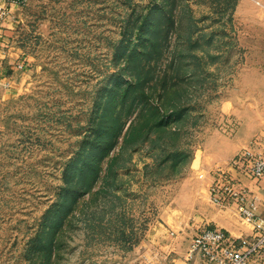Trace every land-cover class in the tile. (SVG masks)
Segmentation results:
<instances>
[{"label": "rangeland", "instance_id": "rangeland-1", "mask_svg": "<svg viewBox=\"0 0 264 264\" xmlns=\"http://www.w3.org/2000/svg\"><path fill=\"white\" fill-rule=\"evenodd\" d=\"M262 14L258 0H26L28 65L0 94V264H154L158 227L206 226L201 151L255 127Z\"/></svg>", "mask_w": 264, "mask_h": 264}, {"label": "crops", "instance_id": "crops-1", "mask_svg": "<svg viewBox=\"0 0 264 264\" xmlns=\"http://www.w3.org/2000/svg\"><path fill=\"white\" fill-rule=\"evenodd\" d=\"M263 9L262 19L264 23V0H258ZM242 4V2H241ZM23 5L12 4L6 0H0V69L2 77L0 79V94L4 96H15L14 91L18 90L22 81L20 69L24 70L28 65V60L22 55L23 48L17 43V27L22 20ZM22 65L21 66H19ZM254 76L247 78L249 110L253 109L255 117L254 128H240L236 146L227 150H221L217 142V136H209L206 145L201 151L204 158L202 166L209 168L204 181L205 207L200 209V221L210 226H217L225 229L233 238L237 240L252 241L254 236V226L251 222L243 219L237 212L235 204H219L211 200L210 185L213 181L212 168L220 165L224 170H230L228 165L230 158L240 148L248 146L253 140L259 138L264 142V72L256 69ZM250 121H252L250 119ZM253 139V137H255ZM253 139V140H251ZM248 143V144H247ZM206 161V162H205ZM209 161H211L209 163ZM241 183L249 188L250 194L257 199L255 212L264 218V178H252L242 176ZM192 238V237H191ZM186 236V232L175 234L173 231L158 227L150 239L156 254H153L154 264H201V260L194 256L189 257V250L192 239ZM191 260V261H190ZM249 264H264V250L253 254Z\"/></svg>", "mask_w": 264, "mask_h": 264}, {"label": "built area", "instance_id": "built-area-1", "mask_svg": "<svg viewBox=\"0 0 264 264\" xmlns=\"http://www.w3.org/2000/svg\"><path fill=\"white\" fill-rule=\"evenodd\" d=\"M23 5L26 0H6ZM22 67V65L19 64ZM2 70L0 69V79ZM232 169L217 168L210 185L211 200L219 204H235L238 214L254 226L251 242L233 238L225 229L206 225L193 236L189 257L197 256L201 264H249L253 254L264 250V218L255 212L257 199L241 183L242 176L264 178V142L257 138L237 151L229 160Z\"/></svg>", "mask_w": 264, "mask_h": 264}, {"label": "trees", "instance_id": "trees-1", "mask_svg": "<svg viewBox=\"0 0 264 264\" xmlns=\"http://www.w3.org/2000/svg\"><path fill=\"white\" fill-rule=\"evenodd\" d=\"M155 44V43H154Z\"/></svg>", "mask_w": 264, "mask_h": 264}]
</instances>
